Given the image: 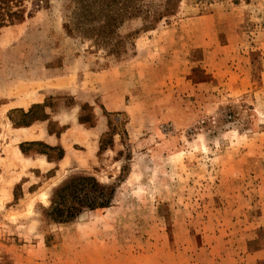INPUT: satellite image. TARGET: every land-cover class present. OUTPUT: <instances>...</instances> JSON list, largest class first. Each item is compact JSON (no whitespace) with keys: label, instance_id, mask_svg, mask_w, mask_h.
I'll return each mask as SVG.
<instances>
[{"label":"rangeland","instance_id":"374dc122","mask_svg":"<svg viewBox=\"0 0 264 264\" xmlns=\"http://www.w3.org/2000/svg\"><path fill=\"white\" fill-rule=\"evenodd\" d=\"M68 1L0 29V264H264V0H171L118 56ZM81 177L110 203L54 219Z\"/></svg>","mask_w":264,"mask_h":264},{"label":"trees","instance_id":"16d2710c","mask_svg":"<svg viewBox=\"0 0 264 264\" xmlns=\"http://www.w3.org/2000/svg\"><path fill=\"white\" fill-rule=\"evenodd\" d=\"M26 0H0V29L23 21L30 12L26 11ZM38 0H31L35 9ZM157 1V0H155ZM69 0L65 4L70 17L68 32L73 36L89 38L97 44L109 47V53L118 56L126 50L127 36L119 30L126 21L141 19L145 25H153L173 7L171 0ZM163 4V5H162ZM162 6V7H161ZM161 8V9H160ZM128 45L132 46L134 36L128 34ZM125 37V38H124ZM111 192L94 180L81 177L61 187L52 201L54 219L66 221L73 218L83 207L93 209L110 203Z\"/></svg>","mask_w":264,"mask_h":264}]
</instances>
